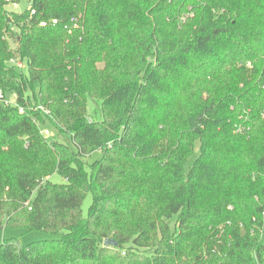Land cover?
I'll return each instance as SVG.
<instances>
[{
  "label": "trees",
  "instance_id": "16d2710c",
  "mask_svg": "<svg viewBox=\"0 0 264 264\" xmlns=\"http://www.w3.org/2000/svg\"><path fill=\"white\" fill-rule=\"evenodd\" d=\"M24 4L0 0V90L24 108L0 105V264L262 262L264 0Z\"/></svg>",
  "mask_w": 264,
  "mask_h": 264
},
{
  "label": "rangeland",
  "instance_id": "374dc122",
  "mask_svg": "<svg viewBox=\"0 0 264 264\" xmlns=\"http://www.w3.org/2000/svg\"><path fill=\"white\" fill-rule=\"evenodd\" d=\"M25 8V4H24V1L21 2V9H24ZM5 9L9 10L10 11V8L9 7H6ZM12 41V39H11ZM88 118H92V119H95V120H99V111H98V105L96 103H91L88 105ZM46 128V127H45ZM48 131L51 133V135L53 137H55L56 141L58 140L59 142H62V143H66V144H71L70 142V139L68 136H60L58 135L54 128L51 127V126H47ZM197 146L195 147V156L197 155ZM101 155L102 153L99 152V151H95L94 153L91 154V156L88 157V162L91 163L93 161H96L98 159L101 158ZM194 159V156H192L188 161H187V166H190L192 161ZM51 181L53 182H58V181H61V178L59 175H54L52 176L51 178ZM83 205H82V213L84 216H86L87 214V210H88V207L90 205V196L87 195L84 200H83ZM172 226V225H171ZM1 236L5 239H10V237H16L18 238L19 240V243L20 245L22 246H27L33 242H37V241H43V240H50L52 239L53 237H51L50 235L46 234V233H42V232H26V233H22L20 231H16V230H8L6 229L5 231H3L1 233Z\"/></svg>",
  "mask_w": 264,
  "mask_h": 264
},
{
  "label": "built area",
  "instance_id": "2783aa9c",
  "mask_svg": "<svg viewBox=\"0 0 264 264\" xmlns=\"http://www.w3.org/2000/svg\"><path fill=\"white\" fill-rule=\"evenodd\" d=\"M21 1H28V0H4V5H6V7L10 8V11H15V12H21ZM30 1V0H29ZM33 14V12H32ZM58 23L57 20L54 19V21L47 23V22H42L40 25L41 26H46L47 24L49 25H56ZM11 63L15 64L19 69L22 68V64L19 61H15L13 59L10 60ZM249 65V64H248ZM0 105L3 106H17L18 107V112L19 114H23L24 112V108L21 106H18L16 104V95L14 93L11 94H4L2 92V90H0ZM39 109L44 110L42 107H39ZM45 111V110H44ZM45 115H48V112H44ZM264 114V111L262 113V115ZM237 132H240V129L237 128ZM41 133L43 134L44 137H51V133L48 131V129H46L45 127H43L41 129ZM233 208L231 206L228 207V210H232ZM262 262H259V260L256 259V264H264V252L262 254Z\"/></svg>",
  "mask_w": 264,
  "mask_h": 264
},
{
  "label": "water",
  "instance_id": "95a60500",
  "mask_svg": "<svg viewBox=\"0 0 264 264\" xmlns=\"http://www.w3.org/2000/svg\"><path fill=\"white\" fill-rule=\"evenodd\" d=\"M117 244H116V242L114 241V240H112V239H106V240H104V242H103V246L104 247H115Z\"/></svg>",
  "mask_w": 264,
  "mask_h": 264
}]
</instances>
